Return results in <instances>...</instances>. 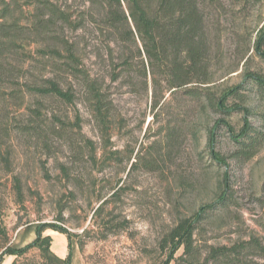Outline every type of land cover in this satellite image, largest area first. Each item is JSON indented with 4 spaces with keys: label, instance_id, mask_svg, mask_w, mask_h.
<instances>
[{
    "label": "trees",
    "instance_id": "1",
    "mask_svg": "<svg viewBox=\"0 0 264 264\" xmlns=\"http://www.w3.org/2000/svg\"><path fill=\"white\" fill-rule=\"evenodd\" d=\"M231 1L0 0V99L4 102L22 99L19 74L15 71L22 73L25 61L32 58L31 42L51 39L53 44L49 48L36 51L62 60L59 70L73 78L80 88L101 141L97 147L94 140L87 139L85 154L81 148H76L75 161L58 163L60 174L66 179L81 175L82 169L87 170V164L90 175L100 183H104L108 167L121 170L126 177L138 168L156 170L158 162L154 153H160L157 148L160 142L167 157L180 146L184 133L199 144L200 129L187 120L195 114L207 118L204 150L209 158L224 168H228L229 160L242 166L264 148V72L248 66L244 56L241 80L236 84L219 81L224 75L219 72L218 65L223 35L220 27L232 16L228 11ZM239 1L246 6L257 0ZM21 18L27 21L21 22ZM66 29L78 32L69 38L65 35ZM87 47L96 68L84 63ZM251 48L254 55L264 61V23L256 30ZM123 86L126 92L145 99V110L138 124V130L143 131L145 138H149L153 124L160 116L170 117L153 132L152 135L159 134L158 140L136 144L138 139H135L134 144L123 148L114 146L110 140L112 130L126 125L125 116L117 111L114 95ZM26 87L29 91L53 95L65 102H72L74 98L70 90L62 89L54 79H47L44 85ZM1 109H4L3 105ZM146 109L151 119L144 126ZM212 114L216 117L210 123L208 118ZM232 114L241 117L238 129L229 120ZM254 117L257 124L251 121ZM76 119L80 128V119ZM220 129L225 130L233 145L228 154L217 149ZM0 130L9 134V128L2 122ZM2 159L6 160V157ZM125 183L126 179L117 176L113 184L103 188L104 184L97 191L98 205L92 216L101 218L97 227L103 230V237L128 228L129 219L121 212L116 214L109 208L104 213L110 204L123 201V194L129 187ZM12 185L17 201L22 205L24 196L18 177H13ZM233 199L234 192L224 170L215 198L200 205L190 216L179 218L161 238L158 249L165 256L160 264L172 261L174 264H264V243L254 235L231 245H209L205 254L196 243L194 235L199 223L212 212L233 204ZM253 200L264 210V178ZM64 205L61 203L60 209ZM3 207L0 200V262L3 255L9 254L14 257L10 264H71V238L77 234L61 224L39 221L34 239L14 248L2 221ZM58 220L64 221V217L60 214ZM256 222L264 230V212ZM20 224L18 222L17 226ZM48 228L66 235L70 250L65 257L53 251L52 237L44 233ZM83 232L86 234L87 230ZM79 245L82 247V242ZM178 250L181 252L176 255Z\"/></svg>",
    "mask_w": 264,
    "mask_h": 264
},
{
    "label": "rangeland",
    "instance_id": "2",
    "mask_svg": "<svg viewBox=\"0 0 264 264\" xmlns=\"http://www.w3.org/2000/svg\"><path fill=\"white\" fill-rule=\"evenodd\" d=\"M228 9L232 16L220 27L223 35L221 62L218 65L219 72L224 75L219 81L236 84L241 80L244 56L248 66L264 72V61L255 56L251 48L256 30L264 23V0L246 6L239 0H232ZM26 21L21 18V22ZM77 32L66 29L65 35L72 38ZM51 44L53 41L46 38L31 42L32 58L25 61L22 73L15 71L19 74L22 99L6 102L0 99V107L4 106L0 110V122L9 128V134L0 130V200L4 204L2 221L14 248L34 239L36 222H53L77 234L71 238V264H160L165 256L158 249L161 238L179 218L190 216L200 205L215 198L224 170L234 192V202L225 209L212 212L199 223L194 235L196 243L201 246L203 254L209 245H231L250 235L264 243V230L256 222L264 210L253 200L264 178V148L242 166L232 160H229L228 168L217 165L204 150L207 118L199 114L187 119L200 129L199 144L184 133L180 146L167 157L159 141L160 147L157 148L160 153H154L158 167L154 171L138 168L126 177L121 170L108 167L105 181L100 183L90 175L87 164V170L82 169L81 175H73L70 179L61 175L58 163L75 161L76 148H81L85 154L87 139L94 140L97 147L101 141L89 104L82 97L80 88L73 78L59 70L62 60L36 51L49 48ZM93 62L94 57L87 47L84 63L96 68ZM47 79H54L62 89L70 90L74 95L72 102L35 93L26 87L44 85ZM114 95L117 111L126 118L124 127L111 131L110 140L114 146L123 148L134 144L135 139H138L136 144H146L160 138L158 133L152 134L159 124H164L170 117L160 116L153 124L149 138H145L143 131L138 130L146 106L145 99L126 92L124 86L117 89ZM77 117L80 128L76 125ZM215 117L212 114L209 122ZM57 118L65 123L60 124ZM144 118L145 126L151 119L148 109ZM229 120L237 129L241 125L239 114H232ZM251 121L257 124L255 117ZM188 122L184 123V127ZM60 127H63L62 130ZM217 149L225 154L233 149L224 129L219 130ZM14 176L21 181L22 205L18 203L13 189ZM117 176L126 179L128 190L123 194L121 203L110 204L104 213L113 208L116 214L121 212L129 219V225L127 229L103 237V230L97 227L101 218L92 216L94 207L98 205L95 196L102 185L105 184L103 188H106L109 183L113 184ZM61 203L65 204L63 209H60ZM60 214L64 221L58 220ZM18 222L21 223L19 226ZM25 222L28 224L25 225ZM44 233L51 235L52 249L56 254H68L69 241L65 234L50 228ZM79 242H82V247ZM180 252L178 250L176 255ZM13 258L5 254L0 264H10Z\"/></svg>",
    "mask_w": 264,
    "mask_h": 264
},
{
    "label": "crops",
    "instance_id": "3",
    "mask_svg": "<svg viewBox=\"0 0 264 264\" xmlns=\"http://www.w3.org/2000/svg\"><path fill=\"white\" fill-rule=\"evenodd\" d=\"M59 256H61V257H64V256H65V254H64V253H63V254H62V253H60V254H59Z\"/></svg>",
    "mask_w": 264,
    "mask_h": 264
}]
</instances>
